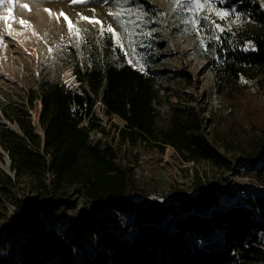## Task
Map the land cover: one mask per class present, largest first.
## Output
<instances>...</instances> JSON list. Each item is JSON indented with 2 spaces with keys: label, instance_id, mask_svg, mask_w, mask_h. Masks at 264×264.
Masks as SVG:
<instances>
[{
  "label": "trees",
  "instance_id": "trees-1",
  "mask_svg": "<svg viewBox=\"0 0 264 264\" xmlns=\"http://www.w3.org/2000/svg\"><path fill=\"white\" fill-rule=\"evenodd\" d=\"M215 2L217 11L198 17L195 48L213 96L234 109L223 120L220 107H211L208 135L203 117L172 104L164 84L132 66L108 33L97 35L92 46H79L81 58L71 65L75 85L42 78L17 100L0 104L2 118L16 126L0 119V164L6 155L10 171L0 166V202L13 207L12 224L0 227V240L22 227L32 264H264V188L244 186L235 197L234 190L223 193L199 179L193 194L166 202L135 199L132 167L116 161L120 149L102 136L90 139L92 131L107 133L94 112L100 102L105 114L123 121L121 143L141 141L160 152L171 146L184 161L215 163L225 162L214 151L223 147L264 177V104L247 102L254 94L250 84L261 88L264 79V9L257 0ZM155 43L157 50L165 46ZM175 75L191 81L184 70ZM72 186L91 208L67 220L66 211L76 206L64 198ZM0 264H15L1 242Z\"/></svg>",
  "mask_w": 264,
  "mask_h": 264
},
{
  "label": "rangeland",
  "instance_id": "rangeland-1",
  "mask_svg": "<svg viewBox=\"0 0 264 264\" xmlns=\"http://www.w3.org/2000/svg\"><path fill=\"white\" fill-rule=\"evenodd\" d=\"M257 1L264 9V0ZM199 2L205 5L203 9L187 11L182 10L176 0H133L131 3L121 0L123 8H131L132 12L130 14L124 11L118 20L109 15L110 11H121L114 0L109 3H104L103 0H87L86 3H74L73 0H11V4L4 0L0 3V104L17 100L18 94H25L29 87L35 88L42 78L58 79L67 85H75L71 65L81 58L79 46H92L97 35L101 34V25L103 33H108L118 45L117 38L107 31L111 25L119 34L121 44L118 46L127 61L131 60L130 64L139 70L155 75L167 88L172 104L191 108L203 117L204 131L208 135L209 109L219 106V119L223 116L225 120L226 115L231 113L229 119L233 116L234 104L229 106V103H223L213 96L211 76L205 69V60L196 52V37L193 35L196 30L191 23H185L192 18L198 21L203 10L217 11L215 0ZM24 4L28 5L27 9L21 7ZM6 16L10 19L5 20ZM81 16L89 17L90 20L94 18L101 23H92L90 20L81 19ZM21 19L26 23L22 25ZM121 20L125 22L123 27ZM69 21L72 23L71 30ZM148 32L152 34L144 35ZM150 39L155 40L152 45L146 42ZM156 41H163L165 46L160 50L155 49ZM73 54L75 59L71 57ZM159 55L163 57L156 61ZM181 70L191 76L190 83L175 75ZM261 86L260 88L254 82L250 84V90L254 94L247 102L252 107L264 104V79ZM204 98H208L209 102L206 103ZM39 104L37 100L36 107L32 109L35 125ZM197 107L198 109H195ZM94 112L107 133L92 131L90 139L102 136L103 140L116 150L120 149L116 161L122 166L132 167L130 175L133 178L132 196L135 199L148 196L166 202L182 194H193L200 180L212 183L223 193L234 190L235 197L242 193L240 188L244 186L254 184L264 188V177L259 179L255 169L247 168L237 151L214 147V151L225 158V162L221 163L212 160L184 161L171 146L164 147L160 152L141 141L133 144L121 143L117 130L123 125V121L116 115L105 114L100 102L94 106ZM0 119L10 128L16 129V126L3 119L1 114ZM37 131L42 133L39 127ZM6 160L8 159L4 155V162L0 166L10 173ZM52 181L53 177L47 175L46 182ZM64 198L76 203L75 209L66 211L67 220L74 214L91 208L89 203L75 192L73 186L66 190ZM234 201L235 198L231 202ZM12 210L13 207L6 201L0 202V227L12 224L9 219ZM39 216L44 218L43 214ZM122 220L123 223L126 222L124 217ZM16 230V234L3 236L0 240L5 253L12 254L15 264H32L28 249L26 250L24 245V230L20 226ZM132 232L133 229L130 230L129 236ZM87 247L89 251H95L93 241L87 240ZM76 256L77 260L82 259L79 252Z\"/></svg>",
  "mask_w": 264,
  "mask_h": 264
},
{
  "label": "snow or ice",
  "instance_id": "snow-or-ice-1",
  "mask_svg": "<svg viewBox=\"0 0 264 264\" xmlns=\"http://www.w3.org/2000/svg\"><path fill=\"white\" fill-rule=\"evenodd\" d=\"M4 0H0V3H3ZM9 4H11V0H8ZM73 2H82V3H86L87 0H73ZM104 3H109V2H112V0H103ZM114 2L116 3L117 7L121 8V11H118V12H109V15L111 16H114L116 19H120V17L124 14V11H127L128 13L131 14L132 12V9L131 8H127V9H124L122 4H121V0H114ZM124 3H131L133 2V0H123ZM178 6L182 9V10H187V11H197V10H200V9H203L205 7L204 4H201L199 2V0H176ZM21 7L27 9L28 8V5L27 4H24V5H21ZM11 10V9H10ZM140 10L138 9L137 12H139ZM61 15H63V13H61ZM217 15L221 16V18H223L224 16L228 15V13H222V12H217ZM138 18H140L138 16ZM10 19V17H5V20H8ZM65 19L67 20L68 18L65 16ZM81 19H84V20H90L89 17H84V16H81ZM205 19H208L207 17H205ZM90 22L92 23H95V24H100L101 22L98 21V20H95L94 18L90 20ZM131 22V21H130ZM20 23L23 25L26 23V21L22 20L20 21ZM185 23H191L193 25V28L194 30L196 31H199V27H198V21L195 20V18H192L191 20H186ZM125 24L124 21L121 20V26L123 27ZM217 28H219L220 26L219 25H216ZM72 28V23L71 21H69V29L71 30ZM107 31L109 33L112 34V36H115L117 38V44L120 45L121 42H120V39H119V34L116 33L115 29L109 25L108 28H107ZM125 31L127 32V28H125ZM101 33H103V25H101ZM79 33H77L78 35ZM152 33L151 32H148V33H144V35H151ZM111 39V37L109 38ZM218 39V37H217ZM122 47V45H121ZM134 51V49H133ZM129 63H131V60H129Z\"/></svg>",
  "mask_w": 264,
  "mask_h": 264
},
{
  "label": "bare ground",
  "instance_id": "bare-ground-1",
  "mask_svg": "<svg viewBox=\"0 0 264 264\" xmlns=\"http://www.w3.org/2000/svg\"><path fill=\"white\" fill-rule=\"evenodd\" d=\"M40 105V104H39ZM35 118L37 119V114L35 115ZM8 160H6V166H7ZM7 167H5L6 169Z\"/></svg>",
  "mask_w": 264,
  "mask_h": 264
},
{
  "label": "built area",
  "instance_id": "built-area-1",
  "mask_svg": "<svg viewBox=\"0 0 264 264\" xmlns=\"http://www.w3.org/2000/svg\"><path fill=\"white\" fill-rule=\"evenodd\" d=\"M47 175H51V176L53 177V174H49V173H48ZM94 249H95V248H94Z\"/></svg>",
  "mask_w": 264,
  "mask_h": 264
},
{
  "label": "water",
  "instance_id": "water-1",
  "mask_svg": "<svg viewBox=\"0 0 264 264\" xmlns=\"http://www.w3.org/2000/svg\"><path fill=\"white\" fill-rule=\"evenodd\" d=\"M8 159V158H7ZM8 165H9V160H8Z\"/></svg>",
  "mask_w": 264,
  "mask_h": 264
}]
</instances>
